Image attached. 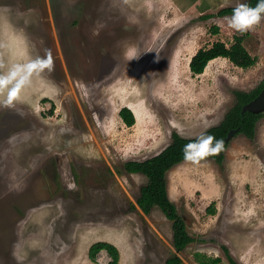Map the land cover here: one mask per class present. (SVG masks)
Masks as SVG:
<instances>
[{
	"label": "rangeland",
	"instance_id": "obj_1",
	"mask_svg": "<svg viewBox=\"0 0 264 264\" xmlns=\"http://www.w3.org/2000/svg\"><path fill=\"white\" fill-rule=\"evenodd\" d=\"M246 1L0 0V78H9L0 85V264H105V250L88 257L97 243L116 247L117 264L173 254L181 264H200L196 254L264 264V112L252 138H230L221 165L185 159L166 171L168 198L194 238L182 250L158 206L136 205L147 177L124 168L159 153L172 132L197 138L235 104L233 90L264 79V20L238 32L232 14L217 15ZM235 36L254 65L218 57L190 72L197 49ZM46 49L52 69L29 68ZM124 106L131 126L118 115Z\"/></svg>",
	"mask_w": 264,
	"mask_h": 264
},
{
	"label": "trees",
	"instance_id": "obj_2",
	"mask_svg": "<svg viewBox=\"0 0 264 264\" xmlns=\"http://www.w3.org/2000/svg\"><path fill=\"white\" fill-rule=\"evenodd\" d=\"M249 6L254 7L257 0H247L245 2ZM235 7H224L218 12V16L232 14ZM208 17L211 15H207ZM218 28L213 27V33H217ZM223 57L227 58L232 64L241 68H248L255 64V57L251 56L243 44L241 36H235L230 45H226L223 41H214L209 47H201L191 56L188 63L190 72L200 74L204 71L209 61ZM264 86V79L250 91L233 90L236 99L235 104L225 113L222 121L207 129L204 133L195 139H189L180 136L176 132L171 134V143L164 147L159 153L146 158L142 161L131 160L124 164V168L128 173H140L147 177V183L140 188V194L136 199L137 206L144 212L148 213L152 206H158L165 216L172 221L173 230V246L176 250H182L194 238L186 231L183 219L177 214L174 203L168 198L166 190L165 173L173 165L185 160V145L191 141H196L202 135H211L214 137L213 145L216 140H222L221 149L215 154H208L203 157H195L194 159L211 158L217 164L221 165L224 158V151L228 145L225 141L226 134L232 128H238L236 134L243 133L245 136L252 138L255 133V125L262 112L240 113L242 105L252 100L261 91ZM118 115L125 125L134 124V116L128 107H121ZM196 149H188L194 152ZM210 213L214 212L213 208H208ZM104 248L110 257V261L106 264H117L118 253L114 245L108 243H97L88 249V257L95 259L96 252ZM200 264H215L220 261L219 258H206L200 254H196ZM231 264H235L231 257L228 256ZM163 264H181V259L177 254H173L165 259Z\"/></svg>",
	"mask_w": 264,
	"mask_h": 264
},
{
	"label": "clouds",
	"instance_id": "obj_3",
	"mask_svg": "<svg viewBox=\"0 0 264 264\" xmlns=\"http://www.w3.org/2000/svg\"><path fill=\"white\" fill-rule=\"evenodd\" d=\"M228 24L232 29H235L238 32H244L251 29L253 26L260 23L261 20H264V0H257V3L254 7L249 6L246 3L238 4L232 11L231 17L227 18ZM47 67L49 70L52 69V59H51V50L46 49V58L42 59L37 57L35 60H32L28 65L29 68L37 69L40 66ZM8 77L0 78V85L6 84L8 82ZM27 79L18 81L10 89L8 94V99L4 101L5 104H11L12 98L17 95L19 88L22 84L27 83ZM214 137L211 135H202L196 141H191L189 144L185 145V158L194 159L195 157H203L208 154L217 153L222 145V140H216L213 145ZM188 149H196L194 152H189ZM70 190H75L76 184L73 181L68 184Z\"/></svg>",
	"mask_w": 264,
	"mask_h": 264
},
{
	"label": "water",
	"instance_id": "obj_4",
	"mask_svg": "<svg viewBox=\"0 0 264 264\" xmlns=\"http://www.w3.org/2000/svg\"><path fill=\"white\" fill-rule=\"evenodd\" d=\"M259 113L264 112V86L261 91L249 102L242 105L240 113L244 112ZM238 131V128H232L228 131L225 137V141H229L231 137Z\"/></svg>",
	"mask_w": 264,
	"mask_h": 264
},
{
	"label": "flooded vegetation",
	"instance_id": "obj_5",
	"mask_svg": "<svg viewBox=\"0 0 264 264\" xmlns=\"http://www.w3.org/2000/svg\"><path fill=\"white\" fill-rule=\"evenodd\" d=\"M98 8H99V7H98ZM102 9H104V7L99 8L98 10L100 11V10H102ZM93 17H94V14H92V18H91V20H90L91 22H93V20H94ZM142 186H143V185H142ZM142 186H141V187H142ZM141 187H140V188H141ZM139 194H140V192H139ZM136 205H137V204H136ZM152 207H153V206H152ZM152 207L150 208V210L152 209ZM140 210H141V209H140ZM150 210L148 211V213L150 212ZM141 211H142V210H141ZM142 212H143V211H142ZM100 250H105V249H104V248H101V249H99L98 251H100ZM98 251H97V252H98ZM105 251H106V250H105ZM106 253H107V252H106ZM227 256H229V255H227ZM229 257H230V256H229ZM215 258H219V257H215ZM227 258H228V257H227ZM219 259H220V258H219ZM232 260H233V259H232ZM107 263H108V262H107ZM105 264H106V263H105Z\"/></svg>",
	"mask_w": 264,
	"mask_h": 264
},
{
	"label": "bare ground",
	"instance_id": "obj_6",
	"mask_svg": "<svg viewBox=\"0 0 264 264\" xmlns=\"http://www.w3.org/2000/svg\"><path fill=\"white\" fill-rule=\"evenodd\" d=\"M115 240H116V239H115ZM115 240H114V239H112V241H111V242H112L113 244H116V245H117V243H116L117 241L115 242ZM117 246H118V245H117Z\"/></svg>",
	"mask_w": 264,
	"mask_h": 264
}]
</instances>
